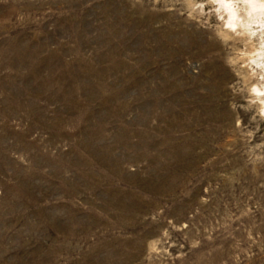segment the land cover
Wrapping results in <instances>:
<instances>
[{
  "label": "rangeland",
  "instance_id": "1",
  "mask_svg": "<svg viewBox=\"0 0 264 264\" xmlns=\"http://www.w3.org/2000/svg\"><path fill=\"white\" fill-rule=\"evenodd\" d=\"M225 15L0 0V264H264V28Z\"/></svg>",
  "mask_w": 264,
  "mask_h": 264
},
{
  "label": "bare ground",
  "instance_id": "2",
  "mask_svg": "<svg viewBox=\"0 0 264 264\" xmlns=\"http://www.w3.org/2000/svg\"><path fill=\"white\" fill-rule=\"evenodd\" d=\"M212 1L217 2L221 16L224 13L226 14L225 26L228 28V30H234L239 35H242L244 38H246V41H250L251 38L256 35V28H264V0ZM263 32L262 35L264 34ZM253 50L254 51L251 53L252 56L250 57V61L256 66L261 64L264 67V39L261 41L260 48H254ZM254 92L258 94L261 91L255 87L253 93Z\"/></svg>",
  "mask_w": 264,
  "mask_h": 264
}]
</instances>
